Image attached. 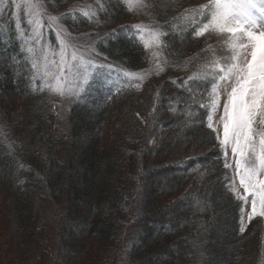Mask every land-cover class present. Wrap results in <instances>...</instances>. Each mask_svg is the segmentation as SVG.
Listing matches in <instances>:
<instances>
[{
	"label": "trees",
	"instance_id": "16d2710c",
	"mask_svg": "<svg viewBox=\"0 0 264 264\" xmlns=\"http://www.w3.org/2000/svg\"><path fill=\"white\" fill-rule=\"evenodd\" d=\"M69 1L45 0L44 6L49 13L56 15L72 36L88 34L82 40L96 39L90 53L97 62L104 68H111L112 72H132L143 68L145 50L139 40L128 34L135 25L128 23L132 16L126 0L110 3L107 0H74L81 11H68ZM90 1L101 5L96 16L97 23L86 12L85 5ZM6 3L10 4V0ZM160 3L162 5L155 3L154 8L161 19H157V24L161 26L159 29L166 33L163 37V47L169 59L166 70L148 80L131 78L121 86H101L100 80L106 79L104 74L107 73L103 70L104 74H101L102 71L94 74L91 86H86L71 106V129L66 130L71 134L69 141L73 139V142L69 145L65 143L68 140L64 139L66 137H55L51 133L53 122L47 100L50 91H41L39 80L35 81L37 87L33 90L31 64L36 60L32 53L27 52L29 45L25 43V37H19L16 32L15 20L11 17L13 7L4 8L0 15V118L4 117V127L13 128L11 132L14 134L8 139L0 131V168L6 171L5 175L18 173L16 176L13 174L14 194L4 183V175L0 190L9 193L15 204H22L18 208V220L29 232L33 229L32 218L36 215L33 197L37 196V192H45L51 202L62 209L66 220L78 208H85L82 218L75 225H65L62 229L63 245L76 241L75 236L79 234L90 236V243L112 247L119 233L127 226L136 225L139 228L136 229L137 236L124 253L127 264H193V259L199 264H258V245L262 242L259 227L250 223L243 232L240 230L243 204L230 189L225 188L229 183L226 175L229 170L224 167L223 151L215 133L207 127V111L200 107V104L208 102L210 88H206V83L212 80L208 73L214 69L211 64H198L182 74L175 72L180 69L179 63L192 57L189 50L194 46V31L198 24L189 22L183 25L178 19L168 22L165 18L176 9L178 0ZM20 16L22 26L27 28L23 11H20ZM193 85L196 91H187ZM168 94L176 96V101L166 112L163 106L167 103ZM151 101L154 102L152 113L146 110ZM17 102L23 107V115L14 119ZM143 110L150 123L148 128L144 125L147 118ZM148 111L150 115H147ZM86 115H92L91 121L97 128L110 125L116 132L118 126L113 119L123 117L125 123L108 151L102 146L98 129L83 134L82 117ZM167 116L173 119L176 128H180L181 139L151 149L148 142L150 136L155 133L154 129L158 131L162 128ZM142 122L145 123L142 125ZM16 132L25 134V137L17 136ZM82 135L83 143L76 150ZM182 144L191 152L194 148L214 147L208 168L193 164L195 161L186 157L181 160L186 169L180 174L168 175L162 183L153 182V172H147L151 161L163 157L172 148L179 150ZM75 159L77 164L73 163ZM108 169L114 173L105 181ZM186 183L189 185L185 186ZM200 190L204 198L189 206L193 215L166 226L167 210H162L159 203L177 193L182 194L180 199L184 202L186 196ZM126 198L130 200L127 208L124 205ZM35 200L40 205L41 199ZM168 206L174 207V202L168 203ZM133 211L135 217L131 219ZM220 212L224 213L220 221L222 230L220 237H216L212 219ZM93 217L95 222L91 221ZM192 230L202 232L203 238L194 242L185 238L192 237ZM168 239L177 240L180 245L177 253H172L169 248L154 251ZM187 245H190L188 250L185 248ZM220 245L224 249L218 253ZM90 252L89 248L88 251L83 248L75 257L73 254L62 255L61 263L82 264ZM120 261L115 260V264H121Z\"/></svg>",
	"mask_w": 264,
	"mask_h": 264
},
{
	"label": "rangeland",
	"instance_id": "374dc122",
	"mask_svg": "<svg viewBox=\"0 0 264 264\" xmlns=\"http://www.w3.org/2000/svg\"><path fill=\"white\" fill-rule=\"evenodd\" d=\"M74 0H70L68 2V11L70 10H80L81 8L74 4ZM109 3L115 0H107ZM131 11L132 20L128 21L129 24H134L135 28H131L128 34H132L135 39L142 44L144 47L145 43L149 44L148 48L144 47V56H143V68L139 70L132 71L131 73H135L132 76H126L124 71L118 72L117 70L112 72L111 68H104L105 66L101 65L99 62L96 61L94 55L92 56L90 50L93 49L94 40H82L83 37H86L88 34H81L82 36L71 35L69 31L61 24L56 15L49 13L48 9L45 8L44 3L45 0H33L39 7L36 10V17L41 21V32L43 33V40L41 45H35L34 40L28 37H25V43L29 45V47L33 48L32 55L34 56L36 62H40L42 60V47L47 46L49 58H52L55 53L59 52V42L57 40V32L60 33L61 39H63L68 45L67 53L70 59L71 53L73 50L77 52L78 55L83 54L85 59L91 58L93 63L97 65L96 68H90L89 71L92 74L91 80L93 75L101 72L104 74V71L107 74L106 79H101L100 77L96 76V78H100L101 86L104 85H113V84H120L124 82H128L131 78H138L143 77V80L151 79L154 76H160L166 70L167 63L169 61L168 55L166 56V49L163 47V37L166 35L165 32H162L159 27L160 25L157 24V19L159 17L156 15V9L154 8L155 3L160 2H170L173 0H126ZM48 1L46 5L49 3ZM209 0H178V5L175 10L170 12L166 16V20L168 22H172L173 20H180L182 21L183 25L190 22L191 24H198V27L201 26V20L204 15V10L201 9V6L206 5ZM86 9L87 13L91 16L92 20L97 23V14L101 10V5H95V1H90L87 3ZM164 7V5H163ZM162 8V7H161ZM13 10H15L13 8ZM23 11V8L20 10ZM24 12V11H23ZM28 17H26L27 21ZM161 20V19H159ZM206 22V21H205ZM139 25L140 27L137 28L136 26ZM197 26V25H196ZM49 30H51V34H49ZM172 30V29H171ZM158 35L159 40L154 41L153 35ZM30 35V29H29ZM195 43L193 48L190 51L192 57L185 58L182 63H179V71H175L176 73L180 72L182 74L186 71V69L193 68L198 64H211L213 59H220L224 57L226 54L230 55V52L226 48H222L221 45L223 43L221 36L216 33H205L203 36L196 37ZM53 40V41H52ZM211 46V47H209ZM188 51V52H189ZM31 55V58L33 57ZM55 58L58 60L59 56L56 55ZM187 66V67H186ZM162 69V70H161ZM175 70L177 68H174ZM115 74V76H113ZM174 74V72H173ZM200 76L202 74H199ZM104 77V76H103ZM160 81L163 79H159ZM86 87V86H85ZM196 86L193 85L187 91H196ZM99 90V89H98ZM230 90V89H229ZM82 93V92H81ZM80 93V94H81ZM188 93V92H187ZM167 103L164 104V111L171 107L175 101L176 96L174 95H167ZM170 96V97H169ZM77 97H69V96H60L57 93H53L50 91L49 104L51 109L49 110L50 115L52 116L51 124V133L55 137L64 136L68 139L65 143L66 145L70 144L71 140L69 141V136L71 134L66 130L67 128L70 130V117L72 116V109L71 106L74 100ZM226 99V93L221 95V105L220 108L213 113L212 123L213 126L220 129V134L222 135V125L219 124V117L222 113V105L224 100ZM150 102V101H149ZM86 105V104H85ZM154 102L151 101L149 106L146 110H149L152 113ZM71 109V110H70ZM148 111L147 115H150ZM145 118L146 111L143 110ZM167 112V111H166ZM71 113V114H70ZM14 119L19 118L18 116L23 115V107L20 105L19 102L16 104V108L14 110ZM70 114V115H69ZM127 116V114H124ZM1 117V116H0ZM82 124L83 134L90 131H95L98 129L99 138L101 139L102 146L104 149L108 151L110 149V145L116 135L120 133L122 124L125 123L122 116L119 118L113 119L114 124L117 123L118 131L114 130V127L111 128L110 125L105 127L97 128V125L93 124L91 121V116H83ZM128 118L130 115L128 114ZM4 119V117H3ZM0 118V134L5 138L8 139L12 138L13 132L11 129L13 128H5L4 123ZM144 119V118H143ZM167 122L162 124V128L152 133L149 139V146L151 149L156 148L159 145H163L171 141H178L181 139L180 128H176L174 126V122H172V118L167 116ZM6 121V120H5ZM146 122V124H144ZM142 122L146 128L150 126L148 121ZM9 124V123H8ZM11 127V126H10ZM110 127V128H109ZM21 128L27 129L26 126H21ZM67 131V132H66ZM17 133V132H16ZM217 136V133L214 132ZM14 136V135H13ZM17 136L25 137V134L17 133ZM83 135L80 138V142L77 143L76 150L81 148V144L83 143L82 139ZM12 140V139H11ZM218 142V141H217ZM61 151V150H60ZM214 151V147H208L204 149H195L191 152L185 144L179 146L178 149H170V151H166L163 157L155 159L150 163L149 167L147 168V172H153L154 177L152 178L153 182L162 183V180L166 179L168 175L171 174H180L182 170L186 169V166L182 164L181 160L189 157L194 160L195 163H198L204 169L208 168L209 166V158L211 153ZM223 154H224V150ZM227 151V160L225 158V154L223 157L225 158V162L229 163L232 167L228 168L229 174L227 173V178L229 179L228 185H226V189H230L232 194H234L235 198L238 196L244 195V189L240 186L239 177L235 175V159L232 156L231 149H226ZM57 152V151H56ZM145 152V150H144ZM58 158L59 155H57ZM105 157V156H104ZM103 157V158H104ZM78 160L75 159L73 161L74 164H77ZM225 165V164H224ZM225 167V166H224ZM18 171L15 173H8L5 175L6 171L3 168H0V181H2V175H4V183L8 185L9 190L11 193H15L13 184L15 183L13 174L16 176ZM106 177L104 178L105 181H108L107 178L111 176L114 171L108 169L106 172ZM105 176V175H104ZM109 179V178H108ZM189 183H186L185 186H188ZM229 185L231 187H229ZM228 186V187H227ZM232 188H235V191H232ZM228 191V190H227ZM226 191V192H227ZM41 192V191H40ZM37 192V196L33 198H37L38 200L41 199L40 205L37 204L36 200L34 199V203L37 207L36 215L32 218V224L30 230L27 227H22L18 220L19 210L18 208L22 207V204H15L12 202V199L4 190H0V264H62V255L70 256L80 254L79 252L85 248L88 251L90 249V253L88 257L84 260L82 264H115V260H121V264H127L124 259V253H126L127 249L133 238L137 236L136 225H131L130 227H126L121 233L118 234L116 239V243L111 247H103L101 244L98 243H90V236L87 235H76V241L68 242L66 244H62L61 240V232L65 225H75L78 220H80L83 216L85 208H78L76 213L70 215L69 220H66L65 213H63L58 208L55 203L53 204L49 198V196L45 192L41 193ZM130 192V191H129ZM132 194V193H131ZM130 194V196H131ZM180 194L177 193L174 197L164 198L161 203H159V207L162 210H167V214L165 216L164 223L165 225H172L175 223L176 220L183 221L186 216H192L193 210L189 208L190 205H195L197 202H200L204 195L202 191H196L195 193H191L185 197L184 202L180 199ZM182 195V194H181ZM68 195V199H69ZM143 198H141L142 204ZM124 205L127 208L129 206V199L124 200ZM174 207H169L168 203H173ZM178 202V203H177ZM183 202V203H182ZM243 208H242V220L241 223L244 225V230L246 227L251 223L255 224L259 227V232L261 234L262 242L258 245L260 248L259 253V261L258 264H264V217L256 216L250 222L248 220V213L251 210V197L247 198V202L242 201ZM39 206V207H38ZM29 207V206H28ZM123 209H125L123 207ZM135 209V208H134ZM132 209V210H134ZM135 211V210H134ZM130 213L131 219L134 218L135 212ZM224 214L223 212L213 217L212 226H214L213 234L217 237H220L221 234V216ZM29 216V215H28ZM27 216V217H28ZM95 222V217L91 220ZM90 221V222H91ZM133 221V220H132ZM134 224V222H132ZM36 227V229H35ZM254 227V225H253ZM139 229V228H138ZM77 233V232H75ZM80 233V232H78ZM192 237L187 239H191V241H196L198 238L202 237V232L192 230L191 231ZM260 236V235H259ZM261 241V240H260ZM21 243V244H20ZM177 240H165L162 244L154 249V251H159L164 248H169L172 253H177L179 251L180 245L177 244ZM17 244L19 246L17 247ZM89 244V245H88ZM85 245H88L87 247ZM186 250L190 248V245L185 246ZM224 249V246L221 245L218 247V253H220ZM99 258V259H98ZM97 259L99 260L97 262ZM192 261V258H191ZM193 264H199L193 259Z\"/></svg>",
	"mask_w": 264,
	"mask_h": 264
},
{
	"label": "snow or ice",
	"instance_id": "6c2138e0",
	"mask_svg": "<svg viewBox=\"0 0 264 264\" xmlns=\"http://www.w3.org/2000/svg\"><path fill=\"white\" fill-rule=\"evenodd\" d=\"M5 7L15 9L11 17L15 20L18 36L31 38L35 45H41L42 25L35 18L39 6L33 0H10V4L0 0V15ZM22 8L25 17H28L27 28L22 26ZM201 9L204 15L194 35L200 37L206 32L219 34L223 41L221 47L226 48L230 55L211 61L214 70L208 73L212 80L206 83V88H210L208 102L200 104V107L207 111V127L217 133L216 139L224 150L226 160V149H231L235 175L244 189V195L238 196V199L247 202V198L251 197L250 222L256 216L264 217V0H209ZM57 40L58 53L49 58L45 45L41 49L42 60L31 64L33 90L37 87L35 81L39 80L41 91L48 89L60 96L79 97L85 86H91L89 69L97 65L75 50L69 59V45L61 39L59 32ZM153 40L158 41L159 36L154 34ZM144 47L148 48L149 44L145 43ZM27 52L32 53L33 48L29 47ZM124 74L135 75L131 72ZM138 78L143 79L142 76ZM224 93L226 99L219 117L221 135L220 129L213 126L212 119L213 113L220 108ZM224 166L232 167L227 162ZM240 230L244 231L243 223Z\"/></svg>",
	"mask_w": 264,
	"mask_h": 264
},
{
	"label": "bare ground",
	"instance_id": "6f19581e",
	"mask_svg": "<svg viewBox=\"0 0 264 264\" xmlns=\"http://www.w3.org/2000/svg\"><path fill=\"white\" fill-rule=\"evenodd\" d=\"M123 83L118 84V86H121ZM113 86V85H112Z\"/></svg>",
	"mask_w": 264,
	"mask_h": 264
}]
</instances>
